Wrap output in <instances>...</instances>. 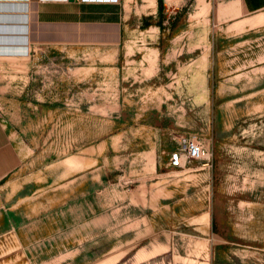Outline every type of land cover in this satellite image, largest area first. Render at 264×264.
<instances>
[{"label":"rangeland","instance_id":"rangeland-1","mask_svg":"<svg viewBox=\"0 0 264 264\" xmlns=\"http://www.w3.org/2000/svg\"><path fill=\"white\" fill-rule=\"evenodd\" d=\"M57 1L0 0V264H264V9Z\"/></svg>","mask_w":264,"mask_h":264},{"label":"crops","instance_id":"crops-1","mask_svg":"<svg viewBox=\"0 0 264 264\" xmlns=\"http://www.w3.org/2000/svg\"><path fill=\"white\" fill-rule=\"evenodd\" d=\"M74 2H76V0L74 1L69 0L67 2H65L64 0H59L55 5L56 11L59 8H65V7L70 8ZM238 3L240 5L242 12L245 14L257 12L264 9V0H238ZM43 6L50 7L54 5H51L50 2H47ZM46 12H47L46 10L41 11V15L47 16L46 18L44 17V20L48 19L49 21L52 20L55 21L56 19L58 20L63 19L61 18L60 16L61 14L59 12H57L58 14L55 13V15H52L51 17L53 18H49ZM67 19H71V18H67ZM27 27L28 26L26 25L25 28ZM0 51L22 52L23 49L12 50L9 48H5V49H0ZM20 161H21L20 151L18 150V147L10 134L8 127L0 119V179L6 176L7 174H9L10 172L14 171L19 166Z\"/></svg>","mask_w":264,"mask_h":264},{"label":"built area","instance_id":"built-area-1","mask_svg":"<svg viewBox=\"0 0 264 264\" xmlns=\"http://www.w3.org/2000/svg\"><path fill=\"white\" fill-rule=\"evenodd\" d=\"M86 1V0H84ZM117 2L119 0H104ZM207 155L205 146L195 137H182L179 146L171 151L169 164L173 167H182L192 160H200Z\"/></svg>","mask_w":264,"mask_h":264},{"label":"trees","instance_id":"trees-1","mask_svg":"<svg viewBox=\"0 0 264 264\" xmlns=\"http://www.w3.org/2000/svg\"><path fill=\"white\" fill-rule=\"evenodd\" d=\"M158 2V15H159V20L157 22H153V16H144L143 22H142V27L143 28H148L151 25H158L162 26L161 23V18L163 17V10H164V0H157ZM185 8H181L178 13H182Z\"/></svg>","mask_w":264,"mask_h":264},{"label":"bare ground","instance_id":"bare-ground-1","mask_svg":"<svg viewBox=\"0 0 264 264\" xmlns=\"http://www.w3.org/2000/svg\"><path fill=\"white\" fill-rule=\"evenodd\" d=\"M149 2H150V5H152L154 8L157 7V0H149ZM196 2L201 4V3L204 2V0H196ZM105 3H106V2H105ZM154 8H153V9H154ZM170 9H171V8H170ZM170 9H169V10H170ZM171 10H172V9H171ZM171 10H170V11H171ZM174 10H175V9H174ZM258 21H260V18L256 20V22H258Z\"/></svg>","mask_w":264,"mask_h":264},{"label":"water","instance_id":"water-1","mask_svg":"<svg viewBox=\"0 0 264 264\" xmlns=\"http://www.w3.org/2000/svg\"><path fill=\"white\" fill-rule=\"evenodd\" d=\"M70 1H74V0H70Z\"/></svg>","mask_w":264,"mask_h":264}]
</instances>
